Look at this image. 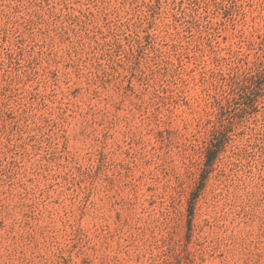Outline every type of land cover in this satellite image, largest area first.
I'll use <instances>...</instances> for the list:
<instances>
[{
    "label": "rangeland",
    "instance_id": "1",
    "mask_svg": "<svg viewBox=\"0 0 264 264\" xmlns=\"http://www.w3.org/2000/svg\"><path fill=\"white\" fill-rule=\"evenodd\" d=\"M0 264H264V0H0Z\"/></svg>",
    "mask_w": 264,
    "mask_h": 264
},
{
    "label": "trees",
    "instance_id": "2",
    "mask_svg": "<svg viewBox=\"0 0 264 264\" xmlns=\"http://www.w3.org/2000/svg\"><path fill=\"white\" fill-rule=\"evenodd\" d=\"M248 79H249L250 82L253 81V76L249 77ZM245 87L248 88L249 86H248L247 84H245ZM214 147H215V148H213V144H212V147H210L209 150H208V152H209V151L211 152V151L213 150V151H212L213 156L211 155V156L208 157V161H209V162H212V160L214 159V156H215L216 153L218 152V147H216V146H214Z\"/></svg>",
    "mask_w": 264,
    "mask_h": 264
}]
</instances>
